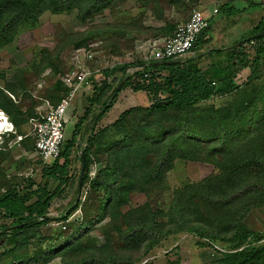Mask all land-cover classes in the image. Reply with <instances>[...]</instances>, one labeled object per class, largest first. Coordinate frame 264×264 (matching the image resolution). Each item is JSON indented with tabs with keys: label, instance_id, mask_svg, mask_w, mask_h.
Wrapping results in <instances>:
<instances>
[{
	"label": "trees",
	"instance_id": "trees-1",
	"mask_svg": "<svg viewBox=\"0 0 264 264\" xmlns=\"http://www.w3.org/2000/svg\"><path fill=\"white\" fill-rule=\"evenodd\" d=\"M75 1L0 0V45L10 42L20 26L35 22L40 12L49 10L58 14L71 11L76 7ZM77 1L86 3L81 12L83 18L100 14L112 3V0ZM233 2L234 0H229L223 3L218 12L233 16L244 12L249 6H256L246 2L248 6L237 8ZM164 27L162 31L167 32V38L176 28L173 24H165ZM209 29L210 20L208 28L199 34L191 51L210 42L207 34ZM263 31L264 16L250 36ZM243 39L245 38L241 40ZM206 61L208 63L205 67H201ZM136 65L142 69L133 75H128L126 69L134 67L135 64L103 71L93 94L85 98L84 113L77 118L71 137L64 140L59 157L49 165L42 164L41 181L36 182L29 178L26 186L11 187L0 195V219L8 221V224L0 225V231H6L2 236H16L39 229L53 220L66 221L72 212L78 210L79 200L67 210L66 215L58 218L48 215L51 202L54 199H63L66 189L75 183L74 163L80 161L81 152L84 153L85 159L81 188L86 184L90 158L95 159L98 148L102 147L108 157V166L99 168L97 180L94 179L90 183V190L101 194L94 210L95 217L82 214L80 219L74 220L75 224H78L76 231L82 235L81 229L87 228L105 214L109 216L113 206L118 209L126 201V196L118 197L115 193L114 197L107 182V178L114 171L112 152L116 149V136L122 131L119 128L122 119L132 111L143 109L150 113L164 110L186 111V117L175 123L151 124L152 135H147L148 139L144 141L143 146H148L150 150L153 148L156 152L163 148L165 153L157 159L154 172L172 169L175 159H184L190 147L195 144L203 146L205 157H220L219 174L195 185L184 182L181 188L175 191L166 214H160L149 207L146 208V213L139 210L129 214H125V211L114 213L118 218L128 215L125 229L117 227L120 240L134 249L142 250V255L151 252L162 239L180 232H187L200 239H220L232 243L233 248L247 242L243 250L223 254L221 264H264V232L251 230L246 225L248 215L255 208L264 207V36L231 48L209 50L204 55L197 52L187 60L165 59L140 62ZM117 70L122 72V78L113 87L114 80H110V77ZM243 71H247V76L239 83L237 77ZM144 75L146 77H143ZM121 81L123 84L116 92ZM52 85L53 91L62 93L60 96L66 97L69 94V88L64 86L60 77ZM126 87L134 92H145L151 103L144 108H130L120 114L113 124L99 127L98 122ZM6 92L13 96L7 89H0V108L7 111L20 136L28 140L30 136L21 130L31 119L37 117V112L21 109L7 98ZM224 96H234L236 99L222 108L212 106L201 109L206 101ZM58 98L53 104L51 96L50 99L41 100H47L55 106L60 102V97ZM9 107L13 108L14 114L9 112ZM228 119L234 125L233 130L226 125ZM30 140L34 143L33 137ZM202 148L198 149V152ZM79 175L80 172L77 175L76 192L79 190ZM51 182L54 183L53 188H50ZM200 210L220 219L224 227L232 231V236L222 237L217 228L207 230L194 224L189 217L198 216L203 219ZM159 217L166 218V221L159 220ZM40 254L41 250L35 251L29 255V259L37 260ZM18 259L15 258L17 262ZM91 261L101 262L95 258ZM120 264H133V261L128 258Z\"/></svg>",
	"mask_w": 264,
	"mask_h": 264
},
{
	"label": "rangeland",
	"instance_id": "rangeland-1",
	"mask_svg": "<svg viewBox=\"0 0 264 264\" xmlns=\"http://www.w3.org/2000/svg\"><path fill=\"white\" fill-rule=\"evenodd\" d=\"M111 2V5L100 14L83 18L81 12L85 9L86 3L76 0V7L71 11L54 14L45 10L40 12L35 22L17 28L13 39L0 45V89H7L13 93L12 96L6 92L7 98L21 109H32L35 113L41 109V98L50 99L51 96L53 98L50 99L51 103H56L58 97L60 101L63 99L64 96H60L62 93L57 94L53 91L52 84L59 77L64 78L65 73L75 66L80 68V71L90 73V76L100 75L113 67L119 68L128 64H135L134 67L126 69L128 75L140 72L142 67L136 64L157 61L155 56L160 51L162 42L167 38V32L162 31V28H165V24H172L170 19L165 22V18H170L174 15L172 12L176 13L177 10L188 6L189 15L191 9L196 8L197 1L112 0ZM177 4L175 10H170ZM244 6H248L247 3L237 1V8ZM248 8L250 14H253L252 10L255 9L250 6ZM162 21L164 25L160 27ZM245 35L249 34H242ZM81 43L82 45L79 46L78 44ZM87 55H91V59H88ZM193 55L194 53L180 59L185 60ZM205 65L201 64V67ZM246 76L247 71L241 72L237 82H242ZM121 78L122 72L117 70L110 77V80H114L113 87ZM125 89V92L132 94L129 87ZM234 96L210 99L202 104L201 109L212 106L222 108L234 102L237 98ZM141 100L145 102L144 97H141ZM148 101L140 107H147L151 103L149 98ZM136 107L139 106L129 107L127 110ZM8 110L11 114L15 112L12 107ZM0 111L13 127L8 129L12 131L11 133L7 131L0 133L1 195L11 187L26 186L29 178L39 182L42 161L36 155L34 143L30 140L32 135L29 124L23 126L21 131L31 135L30 139H23L24 137L20 136L11 122L12 118L7 111L2 108ZM187 114L186 111L175 110L150 113L143 109L132 111L124 117L119 126L122 131L116 136V149L112 152L114 159H111V162L114 171L107 178L114 197H116L115 193L118 197L126 196L124 203L126 205L122 206L123 209L113 206L109 216L105 214L96 222L89 224L84 228L85 230L81 229L82 235L76 231L78 224H75L74 220L80 219L82 214L86 217L94 216L101 195L90 190V183L94 179L97 180L99 168L108 166V157L105 156L102 147H99L100 153L97 151L96 158H90L86 184L80 192L79 190L76 192L77 175L81 169L80 161H76L75 183L66 189L63 199H54L51 202L48 215L53 218L66 215L67 210L79 200L78 210L72 212L66 221L53 220L46 226L16 236L3 237L6 231H0V264H83V262L92 263L93 258L101 262L92 264H120L128 258L132 259L133 264H221L220 259L223 258V254L243 250L247 242L238 248H233L232 243L220 239H200L187 232H180L162 239L151 252L142 255V250L126 245L119 238L117 227L125 229L128 215L118 218L114 213L125 211L127 212L125 214H129L134 210L146 213V208L149 207L160 214H166L175 191L179 190L184 182L195 185L219 174L220 157H205L203 146H195V144L190 147L184 159H175L172 169L154 172L157 159L165 153L163 148L156 152L153 148L150 150L148 146H143L144 141L148 139L147 135L151 134V124L175 123L185 118ZM226 125L233 130L234 125L229 119ZM71 130V123H66L65 136L70 134ZM200 148L202 150L198 152ZM102 178L103 176L100 177ZM53 186L54 183L51 182L50 188ZM199 213L203 219L198 216L189 217L194 224L207 230L217 228L222 237L232 236V231H228L229 229L224 227L220 219H215L202 210ZM162 219L166 221V218L159 217V220ZM1 224H8V221L0 219ZM246 225L251 230L264 232V207L255 208L248 215ZM39 250L41 254L37 260L29 259L31 253ZM16 257L19 258L18 262L15 260Z\"/></svg>",
	"mask_w": 264,
	"mask_h": 264
},
{
	"label": "built area",
	"instance_id": "built-area-1",
	"mask_svg": "<svg viewBox=\"0 0 264 264\" xmlns=\"http://www.w3.org/2000/svg\"><path fill=\"white\" fill-rule=\"evenodd\" d=\"M217 13L218 9L213 8L212 15ZM209 20L202 8L191 9L187 20L178 24L172 35L164 39L155 60H175L188 54L199 34L208 28ZM86 57L91 59L92 56L87 55ZM90 75V73L80 71L77 66L67 71L61 81L69 88V94L55 106L47 100H41L42 105L40 111H37V117L29 121L30 132L34 138V151L43 165L51 164L60 155L65 140L66 111L72 97L79 91L82 92L84 98L91 96L95 86L99 83L100 75L94 74L92 78Z\"/></svg>",
	"mask_w": 264,
	"mask_h": 264
},
{
	"label": "crops",
	"instance_id": "crops-1",
	"mask_svg": "<svg viewBox=\"0 0 264 264\" xmlns=\"http://www.w3.org/2000/svg\"><path fill=\"white\" fill-rule=\"evenodd\" d=\"M196 1L197 2L195 6L202 8L205 12V15L210 19V29L207 33L210 42L200 47L197 50L190 51L186 55L193 53L195 55L197 54V52L204 55L207 54L209 50L226 49L233 47L239 41H241L242 38L249 37L252 30L258 25V23L264 16V0H234L233 4L235 6L237 1H240L242 3L248 2L251 5L256 4V6L252 7V9H255L252 10L254 11L253 14H250V9L248 8L244 12L233 16H225L223 14L219 16V12L216 15H212L213 8L219 9L220 5H222L225 2H228L229 0H196ZM176 6L178 7V4L173 5L170 10H175L177 8ZM188 11H189V6L187 8H182L179 11L177 10L176 13L172 12V14L174 15L171 16L172 14H170L171 16L170 18L166 17L165 22L168 21V19H170L172 21L171 23L176 27L178 24L183 23L187 20L189 16ZM163 25L164 22L162 21L160 27H162ZM243 33H248L249 35L242 36ZM194 55L192 57H194ZM192 57H188L185 60L190 59ZM207 63L208 61L204 62L203 64H207ZM125 90L123 89V91L119 93L111 109L98 122L97 125L99 127L103 128L105 126L110 125L115 120L116 116L119 115V113H121L124 110H127L129 107H133L137 105L141 106L149 102L145 92L131 91L132 94H129L125 92ZM141 97L145 98V102L141 100ZM85 108H86L85 98H83L82 92L79 91L72 97L71 103L69 104L66 111V123H71L72 130L70 134H67L66 136L64 134L65 139H69L71 137L77 118L84 113ZM28 124H29V128L31 129V125L29 122ZM10 131L11 130H7V132ZM40 181H41V177H40Z\"/></svg>",
	"mask_w": 264,
	"mask_h": 264
},
{
	"label": "water",
	"instance_id": "water-1",
	"mask_svg": "<svg viewBox=\"0 0 264 264\" xmlns=\"http://www.w3.org/2000/svg\"><path fill=\"white\" fill-rule=\"evenodd\" d=\"M262 36H264V31L260 32V33H257V34H254V35H251V36L239 41L237 44L245 43V42H248V41H252V40H254L256 38H259V37H262ZM122 84H123V81H121L119 83V85L117 86L116 92L120 89ZM80 162H81V169H80V175H79V192H80V189H81V179L83 177L84 169H85V159H84V153L83 152L80 153Z\"/></svg>",
	"mask_w": 264,
	"mask_h": 264
},
{
	"label": "bare ground",
	"instance_id": "bare-ground-1",
	"mask_svg": "<svg viewBox=\"0 0 264 264\" xmlns=\"http://www.w3.org/2000/svg\"><path fill=\"white\" fill-rule=\"evenodd\" d=\"M11 123L6 119V116L2 111H0V133L5 132L8 129H12ZM7 129V130H6Z\"/></svg>",
	"mask_w": 264,
	"mask_h": 264
}]
</instances>
